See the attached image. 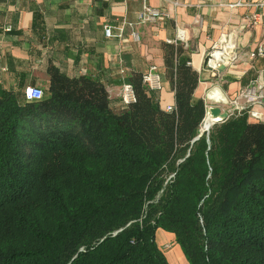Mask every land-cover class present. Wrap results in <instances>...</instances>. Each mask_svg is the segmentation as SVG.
I'll use <instances>...</instances> for the list:
<instances>
[{
    "label": "trees",
    "instance_id": "obj_1",
    "mask_svg": "<svg viewBox=\"0 0 264 264\" xmlns=\"http://www.w3.org/2000/svg\"><path fill=\"white\" fill-rule=\"evenodd\" d=\"M181 50L162 44L169 110L137 72L120 106L52 67L36 100L0 87V264H169L157 228L188 264H264V120L229 114L198 134Z\"/></svg>",
    "mask_w": 264,
    "mask_h": 264
},
{
    "label": "crops",
    "instance_id": "obj_2",
    "mask_svg": "<svg viewBox=\"0 0 264 264\" xmlns=\"http://www.w3.org/2000/svg\"><path fill=\"white\" fill-rule=\"evenodd\" d=\"M234 1L178 0L173 7L165 0H0V87L37 85L43 90L52 67L67 77L87 75L101 82L111 104L120 106V84L129 82L131 73L141 74L152 64L161 79V88L154 91L157 104L161 108L173 106V87L163 68L162 44L179 43V55L197 73L192 96L204 103L202 119L206 109L212 107L219 114H235L229 113L228 98L258 74L264 57L248 62L244 58L235 60L218 66L214 74L203 66L205 53L220 37L230 39L240 50L264 41V0L260 6L255 5L259 0H245L234 7L225 5ZM141 3L163 9L167 16L154 22H137ZM119 22H123L121 36L103 35V24ZM178 29L182 30V40L177 39ZM131 30L136 33L135 39ZM259 112L260 120H264V108ZM206 118L221 120L218 115ZM167 235L162 233L156 243L167 263L188 264L172 234Z\"/></svg>",
    "mask_w": 264,
    "mask_h": 264
},
{
    "label": "built area",
    "instance_id": "obj_3",
    "mask_svg": "<svg viewBox=\"0 0 264 264\" xmlns=\"http://www.w3.org/2000/svg\"><path fill=\"white\" fill-rule=\"evenodd\" d=\"M173 7L177 6L178 0H165ZM245 0H236L232 3H225L228 7H234L244 4ZM262 0L257 1L255 5H261ZM220 5V4H219ZM167 12L163 9L155 8L147 3H141L139 11L136 13L135 20L137 22H154L158 18L166 17ZM252 19H255L256 14L251 15ZM123 22L110 25L108 23L103 24L102 31L105 37L121 36L123 28ZM130 25V24H129ZM130 35L133 39L136 38V33L130 31ZM177 39L182 40V30L178 29L176 32ZM213 42L205 53L203 66L209 70L210 74L216 72L218 66H225L232 63L235 60H242L243 58L248 62L255 58L264 57V41L258 44L247 47L242 50L237 49L236 45L230 40L221 39ZM141 83L152 91L159 90L160 87V74L155 72V66L149 65L147 69L140 75ZM119 98L121 103L131 102L133 100V89L129 82H122L120 84ZM23 96L27 100H36L42 96V89L39 86L26 85L22 89ZM229 101V113L238 114L240 111L245 112L246 116L260 120L261 113L260 108H264V65L259 68V72L256 76L248 79L244 84V87L239 89L236 93L228 98ZM173 106L166 105L165 110L171 109Z\"/></svg>",
    "mask_w": 264,
    "mask_h": 264
},
{
    "label": "water",
    "instance_id": "obj_4",
    "mask_svg": "<svg viewBox=\"0 0 264 264\" xmlns=\"http://www.w3.org/2000/svg\"><path fill=\"white\" fill-rule=\"evenodd\" d=\"M207 113H208V114H207ZM205 115H208L211 119H213V118L216 117L217 115H218V118H220V119H224V118L226 117V113H221V114H219V113H218V110H217L216 107H212V109H210V110L206 109ZM203 120H204V118L202 119V123H203ZM212 123H213V121H210L208 124H206L205 127L199 126V128H198V134H199L200 132H202V131L205 132V131L207 130V128H208ZM196 137H197V136H196ZM196 137H195V138H196ZM195 138H194V139H195Z\"/></svg>",
    "mask_w": 264,
    "mask_h": 264
},
{
    "label": "rangeland",
    "instance_id": "obj_5",
    "mask_svg": "<svg viewBox=\"0 0 264 264\" xmlns=\"http://www.w3.org/2000/svg\"><path fill=\"white\" fill-rule=\"evenodd\" d=\"M201 124H202V121H201V123H200V125L199 126H201ZM162 233H165L166 235H167V232L166 231H163V230H161V229H156L155 230V235H154V240H155V243H158V241H160V235L162 234ZM168 236V235H167ZM165 247V246H164ZM163 247V248H164ZM169 248H171V247H169ZM169 248H167L168 250H169ZM165 249V248H164Z\"/></svg>",
    "mask_w": 264,
    "mask_h": 264
},
{
    "label": "bare ground",
    "instance_id": "obj_6",
    "mask_svg": "<svg viewBox=\"0 0 264 264\" xmlns=\"http://www.w3.org/2000/svg\"><path fill=\"white\" fill-rule=\"evenodd\" d=\"M207 117V115L204 117V119ZM205 120H203V123L201 124L202 127H205L206 124H208L210 122V120H208V118H206V122H204Z\"/></svg>",
    "mask_w": 264,
    "mask_h": 264
}]
</instances>
